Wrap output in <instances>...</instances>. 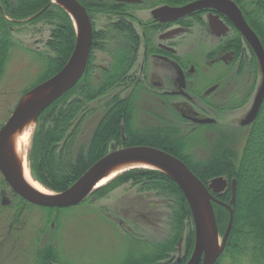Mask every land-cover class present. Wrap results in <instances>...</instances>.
Here are the masks:
<instances>
[{
	"label": "trees",
	"instance_id": "obj_1",
	"mask_svg": "<svg viewBox=\"0 0 264 264\" xmlns=\"http://www.w3.org/2000/svg\"><path fill=\"white\" fill-rule=\"evenodd\" d=\"M78 1L87 8L91 19L94 18V13H99L105 16L106 22L102 29L98 30L95 26L93 30V46L81 79L36 120L28 156L33 178L48 190L61 193L104 157L112 145H144L165 150L185 162L206 185L216 177H224L230 184L236 180L233 224L226 248L216 264H223L226 260L230 264H264V102L256 120L245 131L241 151L235 146L236 132L224 133L225 129L222 130L220 124L205 128L215 130L217 135L213 136V140H206L201 135L202 126L190 131L191 134H186L189 132L183 126L186 121L174 109H170L169 120L164 119L159 128L155 121H146L145 125H140L139 113L144 103L143 99L141 102V86L135 87L128 95H124L126 90H119L117 87H124L129 77L133 79L128 74L141 38L134 21H128L122 13H135L148 5L120 0ZM193 1L196 0H153L150 3L155 8L164 4L183 6ZM233 1L240 7L264 46V0ZM201 14L195 13L179 20L186 31L185 35L180 36L179 51L186 45L189 46L186 51L182 50L184 60L181 62L195 63L198 69L200 67V73L201 67L205 66L208 70L205 75H216L211 84L220 82L219 79L226 75H238L240 79L250 76L253 84L244 96L242 94V102L234 103L243 108L256 93L260 70L257 57L229 22L231 32L218 34L219 40L215 46L205 44L194 50V44L199 41L209 42L208 20ZM48 26L52 27L51 35L54 38L46 41L48 51H40L42 35ZM24 32L40 46L38 50L34 48L28 51L42 69L38 81L26 94L62 70L74 51L77 33L71 16L52 0H0V79L6 72L11 51L17 45L16 36ZM198 36L203 40L198 41ZM95 51L102 53V56L107 53L111 56L113 53L110 66L101 70L98 63L103 66L105 62L103 58H96ZM198 97L209 104L201 96V92ZM220 104V101L216 104L218 121L223 114ZM153 117H156L154 113ZM198 146L208 150L209 155L205 159L194 158L193 150ZM122 189L132 190L152 206H158L160 210L156 218L144 219L134 215L124 217L120 224L115 218H122V215L110 212L107 207L96 208L97 205H94ZM228 189L217 196L225 204H230L232 198V189L230 186ZM93 198L97 201H93ZM84 206L95 207V211H84L90 215H104L125 236L138 237L135 242L140 246L137 249L144 252L139 256L127 257L121 264H186L191 257L195 228L190 205L182 190L165 173L140 168L118 175L93 191L77 206L45 207L49 214L43 228L36 231L32 226L35 232L30 231V235L19 234L15 239L16 246L28 243L27 249L22 250L29 255L33 264H72L61 256L57 235L61 229L63 213ZM213 206L218 229L224 235L230 212L221 204L214 203ZM184 236L187 237L185 254L182 258H177L178 245Z\"/></svg>",
	"mask_w": 264,
	"mask_h": 264
},
{
	"label": "water",
	"instance_id": "obj_2",
	"mask_svg": "<svg viewBox=\"0 0 264 264\" xmlns=\"http://www.w3.org/2000/svg\"><path fill=\"white\" fill-rule=\"evenodd\" d=\"M52 1L71 16L77 33L76 45L62 70L26 93L10 119L0 128V173L13 191L23 199L47 208H69L86 200L97 189V185L104 175L114 166L129 162L151 164L157 168L154 170L165 173L176 182L190 205L195 228V246L192 256L186 264H216L226 248L233 224L236 180L231 182L232 199L230 204H225L217 196L222 195L229 188L230 183L226 178L216 177L206 185L178 157L165 150L144 145L118 149L111 147L104 157L94 163L72 186L61 193H55L48 189V193H41L32 188L24 179L11 144L13 135L31 120L36 122L43 111L78 83L87 68L93 45V24L86 7L78 0ZM207 10L216 11L225 16L252 48L259 62L262 81L248 118L243 122L244 125H250L256 120L264 102V46L259 36L249 25L240 7L233 0H196L183 6L156 8L152 15L157 20L173 22ZM216 20L218 17L212 18V24ZM179 75L180 92L184 94L185 76L181 70ZM214 89L215 86L208 93ZM46 91H48L47 94L41 97ZM193 120L201 124L215 122L210 118H194ZM214 203L223 205L230 212L229 224L221 244ZM208 220L210 225H208Z\"/></svg>",
	"mask_w": 264,
	"mask_h": 264
},
{
	"label": "rangeland",
	"instance_id": "obj_3",
	"mask_svg": "<svg viewBox=\"0 0 264 264\" xmlns=\"http://www.w3.org/2000/svg\"><path fill=\"white\" fill-rule=\"evenodd\" d=\"M150 2H153V0L145 2L148 7L145 6V8L139 9L135 12L139 21L146 22L152 17L151 11L154 7L152 8L153 4ZM99 16L100 15L93 18V22L96 27L101 29L106 20L104 19V16ZM218 21L219 22H217V24L212 25L214 27H220V29L225 31L229 30L227 28L229 24L227 25L220 18H218ZM51 28L52 27L48 26L42 35V45L40 51H48L46 50V41L54 38L51 35ZM171 30L172 29L166 30L165 33L168 34ZM208 37L209 42L206 43L205 40L203 42L199 41L203 39H200V36H198L197 39L199 42L194 44V50L199 49L201 45L205 44L210 47L215 46L219 40V37L213 33H210ZM16 41L17 45L11 51L10 61L6 72L0 79V127L4 126L10 119L21 99L25 95V92L36 84L38 76L42 70L40 64L34 60L32 53L28 51L34 48L36 50L39 49L40 46L36 44V41L27 35V32L16 36ZM22 45H24V47H22ZM186 47L189 48L188 45H186ZM186 47L182 48V50L185 49L186 51ZM215 78V74L211 73L209 75H203L200 73L196 84L207 87L214 81ZM261 81L262 73L260 69L256 90L258 89ZM237 83V91L240 93L241 97L242 94L243 96L245 95V92H247L251 84H253L252 79L247 75L240 79ZM209 100L219 102L221 100V91L211 95ZM147 108L152 107H150L149 104L147 105L146 102L142 103L138 120V123L142 126L145 125L146 121L149 122L148 119L144 117L145 113L150 110ZM250 109L251 106L249 104L248 107H243L241 111L234 115L220 118L221 127L232 128L235 125L238 127L240 123H243L248 118ZM232 121H235V123L231 124L230 122ZM200 131H202L201 135L204 136L206 140H213L214 135L212 133H214L215 130L202 129ZM209 132H211V135H206ZM246 132L245 129L236 131V135L238 134L237 149L239 151L243 149ZM114 147L117 146L114 145ZM208 155L209 152L204 147L198 146V148H194L193 150V156L196 159H205ZM0 188L1 190H5L7 194L11 193L7 190L8 188L6 189L4 179L1 174ZM92 200L97 201L96 198H93ZM94 205H97L96 208L98 206L107 207L110 212L122 215V218H115L120 224L124 221V217H134V215H138L137 218L144 217V219H155L158 211L160 210L158 206H152L146 201V199H143V197L135 194L134 191H127L124 189L110 195V197L105 198L100 203H94ZM85 207L86 206H84V208L77 207L63 213L61 229L57 235V239L61 256L65 260L72 264H121L127 257L139 256L144 252L142 249H137V247L140 246H137L135 242L138 237L133 238L131 235L125 236L123 232H119L117 230L115 225L113 226L112 222H109L106 218H104V215H97L95 213L90 215L84 211L85 209L86 211H95V207ZM48 212V210L43 208H33L29 212L25 211L23 220L25 218L26 221L20 219L19 221L21 222L19 223L17 220V224L15 219L18 214L4 207L0 209V264H33L29 255L22 250L27 249L28 243H21L20 246H16L15 239L16 235H18L17 232L19 231H17L15 227H21L23 229L22 231L20 230V234L30 235V231H39V229L41 230L45 224L46 217L49 214ZM32 226L35 227V230ZM185 233H187V231ZM47 235L48 234H46L45 237H47ZM222 237L223 235L220 233V244L222 242ZM186 239L187 237L184 236L179 242L178 251L176 253L177 258H182L185 254ZM223 264L230 263L226 260Z\"/></svg>",
	"mask_w": 264,
	"mask_h": 264
},
{
	"label": "flooded vegetation",
	"instance_id": "obj_4",
	"mask_svg": "<svg viewBox=\"0 0 264 264\" xmlns=\"http://www.w3.org/2000/svg\"><path fill=\"white\" fill-rule=\"evenodd\" d=\"M97 1H105V0H97ZM120 1H127L129 3H137V4L140 2L141 3L146 2V0H120ZM162 6H169V5L164 4ZM162 6H157L154 9ZM170 7H178V6H170ZM154 9H152L151 14ZM198 13H202L201 15H204L207 18L208 30H210L209 31L210 33L218 35V34H223L225 32H231V28H230L231 26L228 25L229 21L226 19L225 16L217 13L216 11H208V10ZM122 14L125 15V17H127L128 21H134L135 28L137 32L140 33L141 38L139 41L140 42L139 49L137 52L133 54L134 58L130 64V71L128 74V75H132L133 79L129 77L128 78L129 81L128 83H125L123 85L124 87L118 86L117 88H119V90L122 89L126 90L124 95H128L130 92L133 91V89H135V87L140 88L141 86L140 88L142 90L141 102L143 99V101L146 102L147 105L149 104L150 107H152L149 108L150 110H148V112L145 113L144 116L146 119H148L150 123L152 121H155L157 128L161 127L164 119L169 120L168 114H171L170 109H174L177 112H179L182 118L186 121L183 124L184 128L189 131L186 132V134H191L190 131L197 129L200 126L203 127L202 129H205L209 126H214V125L217 126L220 124V121L217 120V116H216L217 102L210 101L209 97L218 91H221L220 105L223 108V114L221 118L234 115L242 110L241 108L242 106H239L240 108L238 107L239 104L234 105V103L242 102L243 100L242 99L243 96L241 97L240 94H238L239 92L237 91L238 89L237 82H239L240 76L237 75L234 77H229V75H226L224 76L223 79L222 78L219 79L220 82L210 84L205 88L204 87L202 88L201 85L199 86L196 84L198 82L197 80L200 75L199 72L200 67L198 69L196 64L190 61H185L186 63L181 62L182 59L184 60V57L183 54L179 51L180 48L179 39L180 36L185 35L184 33H186V31L185 28L179 24V20L173 22L162 21L159 19L158 20L155 19L152 15V17L148 21L142 22L139 21L135 13L125 11ZM98 15L99 13H94V18ZM101 16L103 15H100L99 17ZM214 17H218L221 20H223L228 25L227 28L229 30L227 29L228 31H225L221 29L219 31L218 29H220V27H214L211 22L212 18ZM93 20L94 19H91L94 30L96 25L93 22ZM217 22L219 21L218 20L213 21V24H217ZM175 26L177 29L175 28ZM213 28L216 30H214ZM96 29L100 30V28L98 27H96ZM169 29L172 30L168 34L165 33L166 30ZM148 33H150V36L148 35ZM112 55L113 53L111 54V56L108 55L107 53L106 55L102 56V53L95 51L96 58L97 57L98 59L103 58L105 62L104 64L105 66L104 65L102 66L100 65V63H98V66L99 68H101V70L106 69L113 62ZM180 70L183 72L185 76L186 87L184 89V94L180 92V88H179ZM201 71L202 74L204 75L208 73V70L205 68V66L201 67ZM125 86L127 88H125ZM214 86L215 89L212 92L208 93V91ZM200 92H201V96L203 98H206L207 99L206 101H208L209 104H206L199 99L198 94ZM257 92L258 89L251 98V101L249 103L251 107L253 105ZM234 100L237 101L234 102ZM249 104H247L246 106L248 107ZM153 113L156 117H153ZM194 118H198V119L210 118V119H214L215 122L201 124L195 122L193 120ZM230 123L234 124L235 121H232ZM252 124L244 125L243 123H240L238 127L236 125H235L236 127L233 126L232 128L222 127V130L225 129L223 130L224 133L226 131H230L227 132V134H232L233 132L240 131L242 129L248 131V128ZM212 134L217 135L216 132ZM206 135H211V132H209ZM237 144H238V136L236 138V144H235L236 148H237ZM111 147L113 149L126 148L123 146L114 147V145H112ZM4 183L6 189L8 188L7 190H9V192L11 193L7 194L5 190H1L0 188V192H1L0 207L1 208L4 207L18 214L15 219V222L17 224H18L17 220L19 218L23 220L25 211L29 212L33 208L45 209V207L33 204L23 199L19 195H17L10 187V185L6 182L5 179H4ZM227 191H229V189ZM23 221H26V219L24 218ZM52 226H54V224H52ZM15 229L19 231L17 232L18 235H16V237H18L23 229L21 227H15ZM49 264L52 263L49 262Z\"/></svg>",
	"mask_w": 264,
	"mask_h": 264
},
{
	"label": "bare ground",
	"instance_id": "obj_5",
	"mask_svg": "<svg viewBox=\"0 0 264 264\" xmlns=\"http://www.w3.org/2000/svg\"><path fill=\"white\" fill-rule=\"evenodd\" d=\"M47 92L48 91L44 92L41 97L45 96ZM26 98L24 99V101L26 100ZM34 132H35V121L31 120L22 128L16 131V133L13 135L11 139V144L13 146L16 159L21 167L22 174L26 182L32 188H34L35 190L41 193H48L49 191L47 189L42 187L38 182L34 180L29 166L28 156L32 146L31 144H32ZM136 168L152 169V170L157 169L155 166L143 162L122 163L111 168L104 175L103 179H101V181L97 185V188L106 185L107 183L115 179L118 175ZM208 225H210L209 220H208Z\"/></svg>",
	"mask_w": 264,
	"mask_h": 264
}]
</instances>
